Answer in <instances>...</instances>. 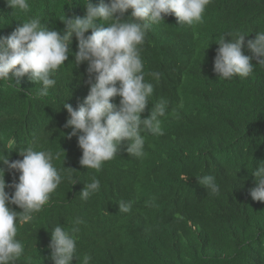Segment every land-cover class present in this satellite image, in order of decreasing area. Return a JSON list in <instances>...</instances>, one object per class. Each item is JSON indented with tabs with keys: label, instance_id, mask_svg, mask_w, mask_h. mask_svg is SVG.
Returning <instances> with one entry per match:
<instances>
[{
	"label": "trees",
	"instance_id": "16d2710c",
	"mask_svg": "<svg viewBox=\"0 0 264 264\" xmlns=\"http://www.w3.org/2000/svg\"><path fill=\"white\" fill-rule=\"evenodd\" d=\"M83 2L28 0L25 14L0 0V37L32 16L63 33L65 15H86ZM130 16L131 9L123 19ZM236 30L246 33L244 52L251 55L246 45L264 31V0H210L202 23L179 24L172 14L152 26L141 55L145 72H157L159 79L145 76L154 93L141 115L148 117L152 105L166 100L163 135L144 133L141 158L130 156L123 142L99 172L80 165L78 136L69 139L72 129L64 127L69 113L63 103L78 109L90 90L87 62H73L75 36L48 96L37 98L40 85L27 75L10 73L11 79L0 81V158L23 159L18 148L42 146L59 152L55 166L78 180H63L43 210L18 226L25 251L16 264H54L51 230L61 224L70 231L77 217L84 223L73 264H83L84 255H90L89 264H264V201L250 195L251 170L264 161V66L255 64L248 77L227 80L214 71L217 41ZM0 167L9 184L18 182L19 172L2 162ZM201 175L216 177L218 195L198 182ZM92 176L100 191L82 200L79 193ZM121 200L130 202L129 212H119Z\"/></svg>",
	"mask_w": 264,
	"mask_h": 264
},
{
	"label": "clouds",
	"instance_id": "9594fccd",
	"mask_svg": "<svg viewBox=\"0 0 264 264\" xmlns=\"http://www.w3.org/2000/svg\"><path fill=\"white\" fill-rule=\"evenodd\" d=\"M209 3L210 0H100L97 5L86 0L84 17L65 15L61 19L65 24L63 33L50 29L39 16L29 17L11 34L0 37V81L11 79L10 73L16 78L27 75L40 85L37 98L48 96L49 89L56 85L54 74L72 52L70 44L75 36L78 51L73 62L76 67L87 62L85 83L90 90L78 109L68 102L62 106L69 113L64 127L72 129L67 136L69 139L78 136L82 149L80 165L99 172L104 162L115 158L123 142H127L130 156L141 158L145 154L144 133L163 135L160 118L166 115L167 107V101L161 99L152 105L150 115L142 118L154 93V85L145 76L159 79V73L144 70L141 51L147 34L165 15L174 14L179 24L202 23ZM7 4L13 13L30 11L28 0H7ZM129 9L131 16L123 19ZM89 30L91 34L85 35ZM245 36L239 30L220 36L214 59V71L219 78H246L254 71L255 64L264 66V31H257L255 39L247 41L251 55L244 52ZM117 96L118 104L113 102ZM18 152L23 159L12 161L5 154L0 158L7 170L19 172L18 182L9 184L5 179L6 169L0 167V264H16L24 254V244L17 238L18 226L30 223L34 214L43 210L63 180H70L73 185L78 181L55 166L59 152L31 145L18 148ZM251 172L255 186L250 195L254 200L264 201V161ZM196 177L209 194H219L214 175ZM181 179L186 178L181 176ZM100 187L99 179L92 176L79 193L80 198L87 200ZM8 188L14 192L10 194ZM11 205L22 211L14 210ZM130 209V202L119 201V212L127 213ZM83 223L77 217L70 231L61 224L52 228L49 247L54 264H73L74 258L78 259L77 233ZM90 260V255H84L83 264H89Z\"/></svg>",
	"mask_w": 264,
	"mask_h": 264
}]
</instances>
